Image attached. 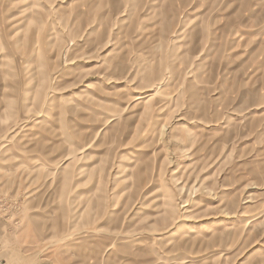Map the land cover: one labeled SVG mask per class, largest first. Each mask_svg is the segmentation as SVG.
Listing matches in <instances>:
<instances>
[{"label": "rangeland", "instance_id": "obj_1", "mask_svg": "<svg viewBox=\"0 0 264 264\" xmlns=\"http://www.w3.org/2000/svg\"><path fill=\"white\" fill-rule=\"evenodd\" d=\"M0 264H264V0H0Z\"/></svg>", "mask_w": 264, "mask_h": 264}]
</instances>
